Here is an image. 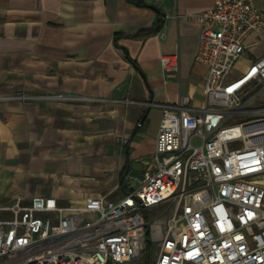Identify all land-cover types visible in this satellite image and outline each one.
<instances>
[{
	"label": "crops",
	"instance_id": "crops-1",
	"mask_svg": "<svg viewBox=\"0 0 264 264\" xmlns=\"http://www.w3.org/2000/svg\"><path fill=\"white\" fill-rule=\"evenodd\" d=\"M145 1L0 0V202L119 199L153 166L162 111L145 103L203 101L198 13L215 0ZM159 20L163 38L133 37ZM171 53L180 68L167 76L160 58ZM262 57L264 39L252 34L234 68L241 76Z\"/></svg>",
	"mask_w": 264,
	"mask_h": 264
},
{
	"label": "built area",
	"instance_id": "built-area-1",
	"mask_svg": "<svg viewBox=\"0 0 264 264\" xmlns=\"http://www.w3.org/2000/svg\"><path fill=\"white\" fill-rule=\"evenodd\" d=\"M198 18L204 99L145 103L162 111L153 166L129 177L119 199L0 202V264H123L140 257L147 239L158 244L152 264H264V107H248L264 89V57L232 75L250 35L264 39V9L215 0ZM160 65L177 73L179 54H163ZM166 203L173 210L164 223L150 220L147 212Z\"/></svg>",
	"mask_w": 264,
	"mask_h": 264
},
{
	"label": "rangeland",
	"instance_id": "rangeland-1",
	"mask_svg": "<svg viewBox=\"0 0 264 264\" xmlns=\"http://www.w3.org/2000/svg\"><path fill=\"white\" fill-rule=\"evenodd\" d=\"M241 66L239 65L238 68H234L233 69V75L235 76H240V72H241ZM256 93V97L254 98V100L248 105L249 108H257V107H264V89L259 91V87L256 88V90L254 91V94ZM233 123V122H232ZM172 207H170L169 203L160 205L154 209H152V211H148L147 215L149 217L150 220H159V223H164V221L168 218V216L170 215V213L172 212ZM148 240V239H147ZM151 242L152 245V249L150 252L147 251L146 249V245H147V241H146V245L144 250L141 252L140 257L134 259L133 261L130 262H126L123 264H152L153 261H155L156 257H157V252H158V244L157 242Z\"/></svg>",
	"mask_w": 264,
	"mask_h": 264
},
{
	"label": "trees",
	"instance_id": "trees-1",
	"mask_svg": "<svg viewBox=\"0 0 264 264\" xmlns=\"http://www.w3.org/2000/svg\"><path fill=\"white\" fill-rule=\"evenodd\" d=\"M127 2H129L133 5H136V6H145L146 5L145 0H127ZM161 29H162V20H159V23L157 24V26H155L151 29L141 31L138 34L133 35V37H141L142 38V37L148 36V35L153 34V33H158L161 31ZM146 249L148 252H150L152 249L150 239L147 240Z\"/></svg>",
	"mask_w": 264,
	"mask_h": 264
},
{
	"label": "bare ground",
	"instance_id": "bare-ground-1",
	"mask_svg": "<svg viewBox=\"0 0 264 264\" xmlns=\"http://www.w3.org/2000/svg\"><path fill=\"white\" fill-rule=\"evenodd\" d=\"M262 183L264 184V176L261 177Z\"/></svg>",
	"mask_w": 264,
	"mask_h": 264
},
{
	"label": "water",
	"instance_id": "water-1",
	"mask_svg": "<svg viewBox=\"0 0 264 264\" xmlns=\"http://www.w3.org/2000/svg\"><path fill=\"white\" fill-rule=\"evenodd\" d=\"M140 177V179H142V176H139Z\"/></svg>",
	"mask_w": 264,
	"mask_h": 264
}]
</instances>
